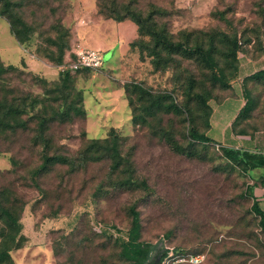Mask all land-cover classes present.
Returning a JSON list of instances; mask_svg holds the SVG:
<instances>
[{
	"label": "rangeland",
	"instance_id": "1",
	"mask_svg": "<svg viewBox=\"0 0 264 264\" xmlns=\"http://www.w3.org/2000/svg\"><path fill=\"white\" fill-rule=\"evenodd\" d=\"M14 1L33 31L20 43L0 14V56L5 64L18 66L0 76V96L25 102L23 118L28 123L26 129L0 136V189L23 205L22 244L10 250V262L124 264L116 240L127 238L129 208L134 204L143 241L160 245L164 237L189 255L201 256L198 264H264V232L251 209L254 173L223 155V148L235 147L223 144L224 122L213 118L220 110L233 114L249 94L252 109L235 130L264 138V76L246 80L241 70L246 62L252 71L264 67V0H118L133 2L145 14L154 6L160 8L154 18L174 40L189 36L190 42L207 46L215 40L221 65L227 66V57L220 52L226 46L221 32L229 38L237 35L238 70L226 89L212 85L210 70L185 56H176L166 70L155 69L146 50L140 53L141 47L131 42L149 37L136 35L123 46L126 38L120 25L99 13L97 0ZM61 44L67 48L58 63ZM79 47L99 49L106 56L104 65L71 72L66 85L59 84L60 67ZM191 76L195 90L208 97L212 127L205 122L204 107L191 102L198 129L210 138L193 145L186 114L149 113L135 87L169 91L181 104L188 99L186 83ZM57 109L69 113L54 116ZM42 115L51 118L46 130L49 153L76 163L90 139H104L115 129L132 160L134 177L145 179L149 188L117 187L108 160L90 161L75 170L69 164H53L36 186L32 172L42 162L44 142L38 129ZM164 130L190 147V153L171 148ZM3 235L0 231V241Z\"/></svg>",
	"mask_w": 264,
	"mask_h": 264
},
{
	"label": "trees",
	"instance_id": "2",
	"mask_svg": "<svg viewBox=\"0 0 264 264\" xmlns=\"http://www.w3.org/2000/svg\"><path fill=\"white\" fill-rule=\"evenodd\" d=\"M0 14L5 16L10 22L11 31L20 43L26 42L30 39L33 29L31 25L24 20V18L15 10L16 2L14 0H0ZM99 13L106 16V18L113 19L117 22L126 20L132 21L137 26V36H148L149 40H132V46H140V53L146 50L147 55L150 57L151 62L155 69L166 70L172 66L176 60V56H185L195 60L199 65L206 67L211 72V83L221 88H230L231 79L235 76L238 70V53L240 49V40L237 35L230 37L221 32L223 36V43L226 48L220 52L223 56L227 57V66L220 64V57L216 55L218 44L215 40L207 45L204 43L190 42L189 36L186 40H174L167 32L165 27L160 26L156 20L155 15L161 12L160 8L154 6L152 10L146 14L138 6H134L133 2L118 1V0H97ZM220 15L224 17V13ZM62 38V36H60ZM67 46L59 45L60 56L57 60L58 63L62 62V57ZM76 55L71 61L75 60ZM18 66L13 64H5L0 56V76L3 77L10 71H15ZM89 68L78 69L87 70ZM62 71V70H61ZM72 71L66 70L59 73L57 81L59 84L66 85L71 77ZM264 76V67L245 75L246 80L249 78L257 79ZM56 81V82H57ZM187 91L186 96L188 99L183 103H178L173 94L169 91L152 92L149 89H144L140 85L135 87L141 92V99L144 100L145 109L151 113H165L185 115L184 119L188 120V136L191 145L196 141L208 142L210 138L200 131L196 125V115L194 117L191 102L203 106L204 112L207 114L205 122L208 129L211 128L208 120L211 115V108L207 104L208 97L204 95L202 90H195L196 80L194 77H189L186 83ZM25 102L22 104L17 102V98H9L8 96H0V136L6 134L7 131L16 132L18 129L27 128V120L23 118L25 113ZM252 109V101L249 94L245 97V102L239 109L237 115L231 123L233 133L240 138H255L249 135L245 129L235 130L238 123L245 122L250 110ZM79 113L84 114L83 110H78ZM68 110L57 109L54 110L53 115L66 116ZM53 116V117H54ZM51 118L42 115L38 122L39 138L44 142L42 162L32 172V179L36 186H39L38 177L56 163L69 164L71 169H76L77 165L85 166L90 161L108 160L110 168L115 178L111 181L121 188L131 189H148L149 185L145 179L138 180L134 177V168L131 158L127 153H124L121 137L115 129L111 130V134L104 139H90L88 144L83 150L79 152L78 162L74 158H69L60 154H50L48 151V140L46 138V130ZM165 140L169 143L170 147L179 153H190L191 148L184 146L180 143L168 130L163 131ZM223 155L234 165H238L243 170L253 171V185L249 187L252 192V205L251 209L258 217V224L264 232V210H262L257 200L253 196L254 188L260 183V171L264 169V153L242 150L237 148H223ZM100 189H103L101 186ZM23 211V205L17 202H12L8 197L5 190L0 189V231L4 233L0 241V264H6L10 260V250L19 247L22 244V224L20 222V214ZM131 216V227L129 229L127 238L119 237L116 243L119 248L118 256L124 264H157L159 255L161 254L160 261L166 254L165 246L172 247L177 254H188L184 248L179 246H172L168 244L166 238H162L160 245L146 242L140 239L141 218L140 212L136 205H131L129 208ZM11 263V262H10ZM13 264V263H11Z\"/></svg>",
	"mask_w": 264,
	"mask_h": 264
},
{
	"label": "crops",
	"instance_id": "3",
	"mask_svg": "<svg viewBox=\"0 0 264 264\" xmlns=\"http://www.w3.org/2000/svg\"><path fill=\"white\" fill-rule=\"evenodd\" d=\"M118 25H120L119 27H121V34H122L121 36L126 38L125 41H122V45L124 46V43H127V46H129V42L137 35L136 24L133 23L132 21H123V22H118ZM241 70L244 71L243 73L244 76L256 71V70L254 71L251 70V67L248 64V62H246L245 64L242 63ZM240 108L241 106L237 107V109L234 110L233 114L228 113V115H225L224 110H220L217 112L216 115H213V118H215L217 122H219L220 124L221 122H224L223 128L225 133L220 140L223 142V144L231 147L264 153L263 135H259V136H255V138L247 139V138L237 137L231 131V123ZM226 116H228L227 119H225ZM260 177L262 178L259 179L260 183L255 186L253 191V196L257 200L259 207L262 210H264V169L260 171Z\"/></svg>",
	"mask_w": 264,
	"mask_h": 264
},
{
	"label": "built area",
	"instance_id": "4",
	"mask_svg": "<svg viewBox=\"0 0 264 264\" xmlns=\"http://www.w3.org/2000/svg\"><path fill=\"white\" fill-rule=\"evenodd\" d=\"M75 60L69 62L66 65H62L60 68L62 71L70 70L72 72L78 69H99L105 63L104 54L95 48L79 47L75 50ZM166 254L158 264H181L190 263L198 264L203 258L199 255L177 254L172 247L165 246Z\"/></svg>",
	"mask_w": 264,
	"mask_h": 264
},
{
	"label": "water",
	"instance_id": "5",
	"mask_svg": "<svg viewBox=\"0 0 264 264\" xmlns=\"http://www.w3.org/2000/svg\"><path fill=\"white\" fill-rule=\"evenodd\" d=\"M160 258H161V254L159 255V258H158V260L156 261V262H157V264L160 262Z\"/></svg>",
	"mask_w": 264,
	"mask_h": 264
}]
</instances>
